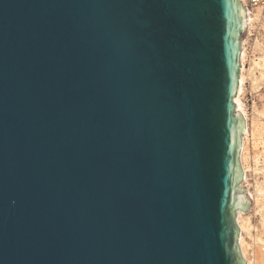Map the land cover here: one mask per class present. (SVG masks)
Here are the masks:
<instances>
[{
    "label": "water",
    "instance_id": "1",
    "mask_svg": "<svg viewBox=\"0 0 264 264\" xmlns=\"http://www.w3.org/2000/svg\"><path fill=\"white\" fill-rule=\"evenodd\" d=\"M239 0H0V264H246Z\"/></svg>",
    "mask_w": 264,
    "mask_h": 264
},
{
    "label": "rangeland",
    "instance_id": "2",
    "mask_svg": "<svg viewBox=\"0 0 264 264\" xmlns=\"http://www.w3.org/2000/svg\"><path fill=\"white\" fill-rule=\"evenodd\" d=\"M263 25L264 18L259 16L249 29L246 26L241 40L244 50V72L245 75L250 74V79L245 80L241 95L245 109V114H241L245 127L238 154L240 168L243 171V179L238 185L245 187L252 203L247 210L237 211V216L238 212H241L248 226L242 233L244 252L240 248L246 264H264V64L252 68L253 60L264 57ZM254 78L256 84L252 85L251 79ZM243 143L246 145L245 152H242ZM240 232L239 228V236Z\"/></svg>",
    "mask_w": 264,
    "mask_h": 264
},
{
    "label": "bare ground",
    "instance_id": "3",
    "mask_svg": "<svg viewBox=\"0 0 264 264\" xmlns=\"http://www.w3.org/2000/svg\"><path fill=\"white\" fill-rule=\"evenodd\" d=\"M239 1L242 3V5L246 9L245 28L247 26V28L249 29L252 26L253 21L256 18H258L259 16H261V17L264 18V15H263L264 14V4L255 6L256 8L255 7H252L251 8V7L245 6V0H239ZM239 60H240V66H241L240 67V73H239V83H238V87H237V90H236V94H235L233 100H234V104H235L236 111H239L240 113L245 114L244 104H243V101L241 100V95L243 93V88H244L245 80L246 79H250L249 78L250 74L245 75V72H244L245 71V66H244V50H242V48H241ZM263 62H264V57L262 59L259 58V60H253L252 61V63H253L252 64V68L253 67H256V68L257 67H261L262 64H264ZM252 70H249V71H252ZM251 82H252V85H255L256 84L255 78L254 79H251ZM246 132H247V130L245 131V133ZM244 150H246V145L243 143L242 144V152H245ZM236 221H237V224H238V226L240 228V231H241L238 241H239V244H240V248L244 252V239H243V234L242 233L244 232L245 229L248 228V226L246 225V222L244 221L241 212H238V216L236 218Z\"/></svg>",
    "mask_w": 264,
    "mask_h": 264
},
{
    "label": "built area",
    "instance_id": "4",
    "mask_svg": "<svg viewBox=\"0 0 264 264\" xmlns=\"http://www.w3.org/2000/svg\"><path fill=\"white\" fill-rule=\"evenodd\" d=\"M261 4H264V0H245V6L249 5L251 8Z\"/></svg>",
    "mask_w": 264,
    "mask_h": 264
}]
</instances>
